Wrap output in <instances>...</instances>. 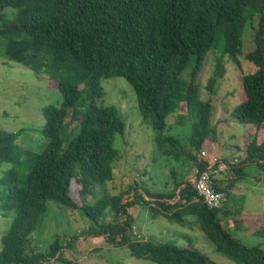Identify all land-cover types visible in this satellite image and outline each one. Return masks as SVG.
Segmentation results:
<instances>
[{"label": "trees", "instance_id": "obj_1", "mask_svg": "<svg viewBox=\"0 0 264 264\" xmlns=\"http://www.w3.org/2000/svg\"><path fill=\"white\" fill-rule=\"evenodd\" d=\"M5 9L13 11L10 17ZM253 19L254 50L245 60L255 73L241 77L243 100L232 114L246 127V137L241 160L229 167L235 177L224 186L215 182V190L224 194L222 209L192 203L193 179L176 184L170 193L149 194L134 184L117 196H98V187L113 180L118 157L113 141L124 132L117 110L99 105L105 94L101 81L123 78L136 96L141 117L157 133V144L169 145L163 152L203 170L206 162L199 163L191 152L178 153L180 141L165 136L166 120L185 104L187 115L196 117L189 146L196 153L203 150L214 131L211 100L198 101L200 68L214 49L217 62L205 86L213 97L224 77L223 58L239 65L243 32ZM0 39L5 60L47 77L62 97L59 107L42 110L40 132L48 143L41 153L23 152L16 144L20 132L0 131V164H19L23 158L27 166L25 173L10 169L0 178L5 191L2 216L15 213L2 238L0 264H78L64 258L75 238L66 245L55 239L44 254L31 247L29 237L45 216L48 202L81 211L91 223L89 237L102 238L114 248L127 247L136 260L214 264L192 248L133 237L131 209L142 204L153 205L157 215L182 226L187 217H194L216 252L237 264H264L260 246L247 248L229 233L230 217L234 227L242 224V208L225 211L234 184L248 177L246 167H255L258 182H264V0H0ZM68 116L76 131L64 139ZM75 166L79 177H74ZM80 196L95 202L78 205L74 200ZM110 214L111 221L104 222ZM255 224L259 229L254 235L264 236V216L256 217Z\"/></svg>", "mask_w": 264, "mask_h": 264}, {"label": "rangeland", "instance_id": "obj_2", "mask_svg": "<svg viewBox=\"0 0 264 264\" xmlns=\"http://www.w3.org/2000/svg\"><path fill=\"white\" fill-rule=\"evenodd\" d=\"M12 12L9 9L4 10L8 17ZM255 25L256 19H253L243 32L241 55L237 58L239 65H235L228 56L223 58L224 77L218 83L213 97L209 96L205 86L217 62L216 57H213L214 49L204 59L196 82L198 101L206 102L210 99L213 106L210 126L214 133L208 140H214L219 146L217 149L221 148L223 154H226L228 147H236L237 152L233 151L238 161L242 158L241 149L246 137V127L237 123L232 114L243 100L241 77L255 73V69L245 60V56L254 50ZM4 44V40L0 39V131L20 132L16 141L17 146L23 152L39 154L48 143L47 138L40 132L44 125L42 110L47 106L59 107L62 97L54 90L47 77L36 75L22 65L5 60ZM189 70L190 68L184 72L183 79H186ZM101 86L105 94L99 105L117 110L124 123V132L122 135H116L113 141V147L118 152L113 164V180L103 187H98V196L104 194L117 196L134 184H138L149 194L170 193L175 184L181 181L183 172L192 167V163L185 158L175 160L172 155L163 152L170 149L169 145L163 144L160 148L157 144V133L141 117L136 96L123 78L102 80ZM185 111V104H181L179 110L167 118L165 136L180 141L178 153L184 151L196 155L197 153L189 146L191 127L196 117L195 114L187 115ZM220 123H225V129H218ZM75 131L76 128L68 116L62 138L66 139V136ZM205 149L208 153L206 158L217 154L215 145L206 146ZM22 159L19 164L1 163L0 178L10 169L25 173L27 166ZM244 171L248 177L237 180L231 189L233 191L230 193L231 199L225 201L226 212L242 208L240 214L242 224L234 227L230 217L232 226L229 233L247 248L260 246L264 250V236L254 235L259 229L255 224V218L257 215L264 216L262 204L264 182L257 184L254 181L253 177L259 175L255 167H246ZM73 174L74 177H79L77 166L74 167ZM227 175L235 177L230 172ZM74 182L75 178L72 180V189ZM4 194V188L0 186V205ZM243 197L244 201L238 202V199ZM74 201L78 205L84 201L86 204L95 202L94 199H85L83 196ZM151 208L153 206L149 208L138 204L131 209L133 227L140 239L156 244H171L180 249L192 248L214 264H237L216 252L213 243L201 232L194 217H187V224L182 226L157 215ZM14 215V212L9 213L0 223V251L2 238L9 231ZM111 219L110 214L104 222H110ZM90 229L91 223L81 211L48 202L47 212L29 240L32 243L31 247L37 249V253L44 254L48 252L50 244L55 239H60L63 245H66L71 238H75L70 244L71 248L65 252L69 254V261L78 264H154L134 259L127 247L114 248L100 238L89 237Z\"/></svg>", "mask_w": 264, "mask_h": 264}, {"label": "built area", "instance_id": "obj_3", "mask_svg": "<svg viewBox=\"0 0 264 264\" xmlns=\"http://www.w3.org/2000/svg\"><path fill=\"white\" fill-rule=\"evenodd\" d=\"M195 157L199 163L201 161L206 162V166L203 170H199L196 165H194L193 190L195 194L192 198V203H201L209 210H219L223 205L224 194L216 191L214 185L221 176L229 174V167L233 163H224L220 158L206 160V154L204 151L197 153ZM132 236L140 240V236L137 235L134 227H132ZM48 264L67 263L50 261Z\"/></svg>", "mask_w": 264, "mask_h": 264}, {"label": "crops", "instance_id": "obj_4", "mask_svg": "<svg viewBox=\"0 0 264 264\" xmlns=\"http://www.w3.org/2000/svg\"><path fill=\"white\" fill-rule=\"evenodd\" d=\"M185 113H186V111H185ZM185 113L182 115V117H184V115H185ZM187 114V113H186ZM225 123H220L219 124V126H218V129H220V130H223V129H225ZM215 145V147H216V150H217V154H214V155H210L211 156V158H206V160H210V159H212V158H222V159H224V160H226V161H228L229 163H238L241 159H239V161L237 160V158H235V155H234V151L233 150H235L236 152H237V149H236V147H234V146H232V147H228L227 148V151H226V154H223L222 153V149L220 148V149H217L219 146L217 145V143H215L214 142V140H212V141H209V140H207L206 142H205V144H204V148H203V151L206 153V157H207V155H208V153H207V151H206V149H205V147L206 146H209V147H213ZM190 163H192V167L191 168H189V169H186L184 172H183V176H182V178H181V181L179 182L180 184L182 183V184H184V183H190L191 181H192V179H193V171H194V164H193V162H190ZM228 177V178H227ZM229 178H231V177H229L228 175H223V176H221L219 179H218V182H219V184H221V186H224L225 184H227L228 183V179ZM254 178V181L257 183V184H259L260 182H258V180H257V178H259V175H257L256 177H253ZM179 183H176V184H179ZM176 184H175V186H176ZM175 186H174V188H173V190L175 189ZM172 190V191H173ZM171 191V192H172ZM229 193H233V191H231V192H229ZM244 199H245V197H243V201H244ZM147 200V199H146ZM262 204L264 205V200H263V197H262ZM151 206H153V205H151ZM261 215H257V217H260ZM263 217V216H262ZM2 219H4V216H2V212H0V223H1V221H2ZM231 223H230V220H229V228H231ZM230 230V229H229ZM100 239H102V238H100ZM103 240V239H102ZM64 258L66 259V260H69V254H68V252H64ZM73 262H75V261H73Z\"/></svg>", "mask_w": 264, "mask_h": 264}]
</instances>
